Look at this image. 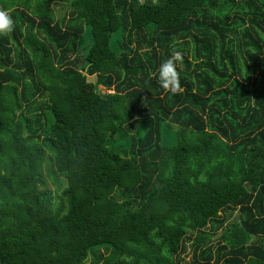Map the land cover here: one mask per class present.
<instances>
[{
  "label": "trees",
  "instance_id": "obj_1",
  "mask_svg": "<svg viewBox=\"0 0 264 264\" xmlns=\"http://www.w3.org/2000/svg\"><path fill=\"white\" fill-rule=\"evenodd\" d=\"M0 11V264H264V0Z\"/></svg>",
  "mask_w": 264,
  "mask_h": 264
},
{
  "label": "clouds",
  "instance_id": "obj_2",
  "mask_svg": "<svg viewBox=\"0 0 264 264\" xmlns=\"http://www.w3.org/2000/svg\"><path fill=\"white\" fill-rule=\"evenodd\" d=\"M13 21L6 11H0V34L13 30ZM183 59L181 52L173 51L171 57L161 63L158 68V79L160 85L173 93L180 90L179 76L175 70V63Z\"/></svg>",
  "mask_w": 264,
  "mask_h": 264
},
{
  "label": "rangeland",
  "instance_id": "obj_3",
  "mask_svg": "<svg viewBox=\"0 0 264 264\" xmlns=\"http://www.w3.org/2000/svg\"><path fill=\"white\" fill-rule=\"evenodd\" d=\"M89 78V80H93L94 79V77H88ZM102 88V87H101ZM103 93H111L112 91H110V90H104L103 88H102V90H101ZM165 144H167V145H171L172 143H173V141H174V134H173V132H170L169 134H168V136H165ZM45 175H46V171H45ZM46 182H47V184H48V187L51 189V191H52V193H53V195H55V192L57 191V189H56V186L55 185H53L49 180H47L46 179ZM232 221H238V216H237V210H234L233 212H231L230 213V215L228 216V221H227V223L226 224H228V223H230V222H232ZM189 246V245H188ZM191 251H190V248L189 247H187V249H186V252L183 254V257H184V260H189V259H191Z\"/></svg>",
  "mask_w": 264,
  "mask_h": 264
}]
</instances>
